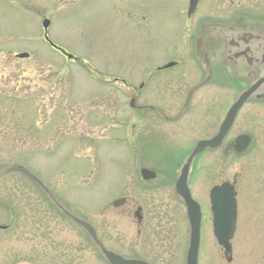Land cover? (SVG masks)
Here are the masks:
<instances>
[{"label":"rangeland","instance_id":"374dc122","mask_svg":"<svg viewBox=\"0 0 264 264\" xmlns=\"http://www.w3.org/2000/svg\"><path fill=\"white\" fill-rule=\"evenodd\" d=\"M186 4L0 0V169L25 166L67 210L91 223L106 246H131L135 238L138 227L126 213L131 203L114 208L111 202L119 193L131 194L124 179L134 164H147L141 159L148 158L144 149L161 162V147L171 148L165 171L172 178L177 169V175L194 142L213 135L242 87L227 84L220 74L175 118L177 104L201 77L191 52L202 27L236 20L264 23V0H199L189 18ZM43 19L49 20L48 39L74 59L44 40ZM22 52L27 57L17 58ZM168 61L177 64L156 69ZM132 86L138 104H166L171 122L164 123L163 133H148L141 112L127 106ZM243 133L250 145L233 154L232 142ZM188 179L203 217L197 264H264V102L241 107L221 149L199 154ZM221 182L236 191L230 261L211 229L208 191ZM154 205L171 211L178 231V258L170 259L167 251L165 263L184 264L183 206ZM0 224L7 226L0 229V264H106L85 233L19 172L0 175Z\"/></svg>","mask_w":264,"mask_h":264},{"label":"flooded vegetation","instance_id":"af4514ba","mask_svg":"<svg viewBox=\"0 0 264 264\" xmlns=\"http://www.w3.org/2000/svg\"><path fill=\"white\" fill-rule=\"evenodd\" d=\"M216 24H218L217 27L212 25L208 29L207 25V28H202L201 34L197 38L195 37L196 40L194 39L195 45L194 50L191 52V60L195 63V70L201 74V77L194 85L187 89L184 99L180 100V103L177 104L175 118L180 117L183 112L188 110V107L191 105L192 96L198 89L204 85L212 86L214 79L216 76L219 77L220 74L226 79L227 84L230 81L237 86H241L242 84L240 90L249 84L250 79L260 74L264 75V39L261 38L264 37V33L260 32L263 34L261 35L255 30L253 35L246 36L240 29L233 26H231L230 30L224 32L222 27L218 26L227 25L228 23ZM234 25H241V23H234ZM201 43L203 44L201 45ZM168 62L174 63L171 67L177 64V61ZM156 69L159 71L165 68L156 67ZM143 86L144 83L141 81L136 87L142 89ZM134 87L129 88L132 92H129L127 106L132 111L141 112L139 117H142V121H147L145 123L146 128L147 125L150 127L149 131H147L148 133H163L162 127L165 125L164 123L168 122L171 118L166 113V104H138V97L134 94ZM234 99L235 96L232 102ZM146 117L147 120H145ZM169 122L171 121L169 120ZM155 123L157 126H155ZM133 125L134 122H131L129 128L132 127L134 129ZM171 150L168 147H161V155L163 157L162 159L160 158L161 162H156V159L151 158L147 154L149 153V147H147L144 149L143 155H147L148 158H141L146 160V162L148 160L147 164H140L138 166L134 164L128 169L127 177L125 176L124 180L125 187H131V190L129 187L127 188L131 194L119 193L116 199H123V202L118 207L131 203L130 209L126 213L128 216L132 213V223L138 228L136 229L135 238L132 240L133 242L129 241L132 245L123 247L106 246L95 229L99 240L107 250L118 254L122 258L138 260L147 264H166L165 261H169V258L172 259V256L174 259L178 258L179 246L175 244L177 242L178 231L172 224V213L167 207L160 210L158 206L154 205V201H176L178 204H181V207L183 206L174 188L178 175H176L177 169L173 170L172 178L170 176L171 173L169 174V172L165 171V167L168 165L165 162V155H167L168 159ZM134 196H138V199H135ZM135 212H137V216H135ZM165 243L167 244L166 246ZM160 244L163 246H160ZM167 251L170 252L168 254L169 258H166ZM97 255L104 261L98 249Z\"/></svg>","mask_w":264,"mask_h":264},{"label":"water","instance_id":"95a60500","mask_svg":"<svg viewBox=\"0 0 264 264\" xmlns=\"http://www.w3.org/2000/svg\"><path fill=\"white\" fill-rule=\"evenodd\" d=\"M197 2L198 0L188 1L187 15H190L193 12ZM41 25L43 30L46 31L47 27L49 26V20L43 19ZM240 31H242L246 36H251L254 34V31ZM44 38L50 44V46L58 49L64 56L69 59L73 58L71 54L66 53L54 45L45 34ZM261 38L264 39V37ZM27 55V53L22 52L16 54V57L24 58L27 57ZM172 64L173 63H169L165 67H169ZM249 100L264 102V75L260 74L259 76L250 79L249 85L236 95L234 102L227 109L214 135H212L210 138L196 141L179 169L174 188L177 196L184 205L188 222V244L184 264H197L200 245V226L202 214L201 208L199 203L192 198L187 183L191 163L194 157L200 152L204 150H216L223 144L229 130L234 123L238 111L240 110L241 106ZM249 143V135L239 134L233 140L232 149L235 153H242L247 149ZM10 172H19L31 182H33L63 216L69 218L86 233L90 242L93 244V246L100 250L103 258L108 264H147L138 260L122 258L118 254L106 250L103 247L101 241L98 239L93 227L83 218L67 210L61 203H59L52 193L45 187V185L23 165L13 164L0 169V175ZM235 195L236 193L234 187L229 182H223L219 185H214L209 190V203L212 214V233L217 243L223 248L227 261H230L229 241L233 236L236 223ZM122 202L123 199H117L112 202V205L117 207ZM135 216H137V212H135ZM3 228L4 226L0 225V229Z\"/></svg>","mask_w":264,"mask_h":264}]
</instances>
